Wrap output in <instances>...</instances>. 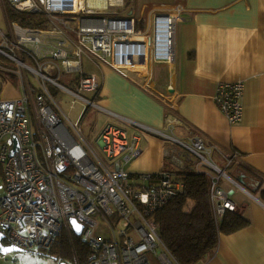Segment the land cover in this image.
I'll return each instance as SVG.
<instances>
[{
    "label": "built area",
    "instance_id": "obj_1",
    "mask_svg": "<svg viewBox=\"0 0 264 264\" xmlns=\"http://www.w3.org/2000/svg\"><path fill=\"white\" fill-rule=\"evenodd\" d=\"M113 1L122 0H105ZM0 5L42 13L48 21L47 26L10 22L12 39L0 44V54L17 63L25 87L26 72L41 84L40 92L30 85L24 96L11 98L3 94L0 81L1 243L37 253L51 248L62 233L72 246L73 236L79 237L88 252L80 256L73 249L71 259L55 257L54 264H179L163 243L153 214L181 190V182L168 171L134 175L122 169L120 158L129 161L141 149L119 126H104L95 145L89 143L80 122L62 110L46 84L61 86L45 72L47 65H57L43 62L58 61L72 71L82 54L98 53L119 73L146 74L150 60L173 62L179 5L156 13L150 29L142 31L135 29L133 18L99 15L83 0H0ZM21 54L36 60V66ZM98 88L95 76L80 74L73 89L64 90L73 96L71 107L79 101L87 109L96 105ZM243 89V81L219 82L213 92L230 124L242 120ZM191 147L203 165L223 173L203 155L210 150L200 135L192 137ZM235 157L229 154L227 164ZM209 197L217 222L227 211H237L214 179ZM70 218L82 225L80 235ZM103 220L110 239L96 234Z\"/></svg>",
    "mask_w": 264,
    "mask_h": 264
},
{
    "label": "crops",
    "instance_id": "obj_2",
    "mask_svg": "<svg viewBox=\"0 0 264 264\" xmlns=\"http://www.w3.org/2000/svg\"><path fill=\"white\" fill-rule=\"evenodd\" d=\"M83 2L99 15L133 18L135 29L140 31L150 29L156 13L171 12L179 5L173 62L150 60L147 73L141 74L119 73L98 53L82 54L72 71H66L58 61L44 59L46 64L57 65L56 69L47 65L45 72L63 88L51 83L47 86L72 101V94L64 89L72 90L80 74L95 76L99 84L96 105L89 108L103 116L105 124L100 131L108 124L119 126L137 139L141 149L136 158L126 162L120 158L122 169L134 175L168 171L174 179L183 171L206 172L229 195L237 213L248 223L233 232L219 233L215 249L199 264H264V0ZM5 7L8 26L0 28V44L3 39H12L10 22L25 26L9 17L10 11H20ZM27 18L31 24L26 26L48 25L42 13L29 12ZM21 57L36 66V60L24 54ZM26 80L28 86L19 82V91L7 83L10 87L3 94L24 96L32 86L30 79ZM233 81L244 82L243 115L239 123L230 124L215 103L213 92L219 82ZM83 94L92 98L90 93ZM75 104L80 105L73 118L70 110H62L80 122L82 130L89 109L79 101L72 107ZM82 133L92 145L100 134L91 142ZM195 135L203 137L210 150L203 155L222 174L203 165L192 150ZM231 153L236 157L228 165Z\"/></svg>",
    "mask_w": 264,
    "mask_h": 264
},
{
    "label": "trees",
    "instance_id": "obj_3",
    "mask_svg": "<svg viewBox=\"0 0 264 264\" xmlns=\"http://www.w3.org/2000/svg\"><path fill=\"white\" fill-rule=\"evenodd\" d=\"M9 17L25 26L31 24L29 18L20 12L10 11ZM175 180L182 183L181 190L159 208L153 218L163 243L175 260L179 264H199L215 249L219 233L238 230L248 220L237 211H227L219 222L214 219L209 199L211 179L206 172H179ZM73 249L80 256L88 252L79 237L73 236L72 246L66 234L61 233L51 248L39 252L71 259Z\"/></svg>",
    "mask_w": 264,
    "mask_h": 264
},
{
    "label": "rangeland",
    "instance_id": "obj_4",
    "mask_svg": "<svg viewBox=\"0 0 264 264\" xmlns=\"http://www.w3.org/2000/svg\"><path fill=\"white\" fill-rule=\"evenodd\" d=\"M24 16L28 17L29 12H23ZM42 18L41 15L38 16V18ZM6 15L5 11L0 6V28L5 29L6 28ZM8 26V24H7ZM18 65L15 61L7 58V57H1L0 56V81L2 83V92L10 87L7 83H11L14 90L19 91V75L18 74ZM4 71V72H3ZM5 72L11 73L6 74ZM26 78L30 79V82L32 83V87H34L37 91H41V85L40 82L36 80V78L32 75L30 72H26ZM50 93L54 97L56 101H62L61 106L62 109L65 111L70 110L71 117H75L76 107L80 104H75L72 108L71 105V99H68L67 96L63 95V93H58V91L54 90L53 87L49 88ZM89 109V110H88ZM88 112L86 116L84 117L82 121V130L84 133H86L88 138L91 142H93L94 138L97 136L98 133H100L101 127L105 124L103 116L99 115L93 108H88ZM130 130V129H129ZM129 164L126 165V167ZM209 169L208 167L206 168ZM110 223L115 226V221L110 219ZM119 227V226H118ZM118 227L114 228L117 229ZM96 234H99L101 236H104L105 239L111 238V233L109 231V225L103 220L102 223L98 225L96 228ZM4 244H6V247H9L8 242L3 241ZM42 255L41 252L37 253H29L26 251H22L19 249L10 251L8 253H0V264H54V258L56 256L47 254ZM52 256V257H50Z\"/></svg>",
    "mask_w": 264,
    "mask_h": 264
},
{
    "label": "water",
    "instance_id": "obj_5",
    "mask_svg": "<svg viewBox=\"0 0 264 264\" xmlns=\"http://www.w3.org/2000/svg\"><path fill=\"white\" fill-rule=\"evenodd\" d=\"M15 147H16V142H15ZM70 224L73 226L74 228V232L76 235H80L81 233V229H82V225L80 223H78L74 218H70ZM2 241V236L0 235V253L4 254V253H8L10 251L16 250L18 248L13 247V246H9L6 247L5 245H3L1 243Z\"/></svg>",
    "mask_w": 264,
    "mask_h": 264
},
{
    "label": "bare ground",
    "instance_id": "obj_6",
    "mask_svg": "<svg viewBox=\"0 0 264 264\" xmlns=\"http://www.w3.org/2000/svg\"><path fill=\"white\" fill-rule=\"evenodd\" d=\"M201 136V135H200ZM202 137V136H201ZM203 138V137H202Z\"/></svg>",
    "mask_w": 264,
    "mask_h": 264
}]
</instances>
